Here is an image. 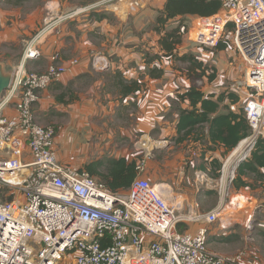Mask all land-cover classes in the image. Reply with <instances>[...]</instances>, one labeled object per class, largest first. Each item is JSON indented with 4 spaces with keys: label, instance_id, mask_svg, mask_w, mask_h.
<instances>
[{
    "label": "built area",
    "instance_id": "2783aa9c",
    "mask_svg": "<svg viewBox=\"0 0 264 264\" xmlns=\"http://www.w3.org/2000/svg\"><path fill=\"white\" fill-rule=\"evenodd\" d=\"M141 1L96 0L53 18L27 43L22 62L38 59L39 40L62 22L106 8L119 13L125 4L135 13ZM228 26L227 39L244 64V82L234 88L246 94L229 110L240 111L241 103L250 141L264 138V0H221L217 14L192 22V29L199 30L193 38L191 30L186 33L197 47L213 49ZM58 59L53 55L43 73L19 69L0 100V264L236 263L240 257L210 253L205 226L193 233L178 230L188 221L214 223L222 214L232 224L239 218L230 209L231 199L187 218L148 180L138 177L125 193H111L87 173L60 162L54 129L40 125L33 112L41 92L78 63ZM94 65L102 68L104 61L97 58ZM235 206L245 211L243 203ZM243 225L252 229L250 220Z\"/></svg>",
    "mask_w": 264,
    "mask_h": 264
},
{
    "label": "crops",
    "instance_id": "0c3cea01",
    "mask_svg": "<svg viewBox=\"0 0 264 264\" xmlns=\"http://www.w3.org/2000/svg\"><path fill=\"white\" fill-rule=\"evenodd\" d=\"M66 1L47 0L44 9L48 14L56 15L88 5L70 6ZM165 3L166 0H142L135 13H130L125 4L120 6L119 13L106 8L79 14L69 23L58 26L56 31L45 34L38 42L39 61L36 59L26 62H29L30 67H38L41 73L45 72L53 55L64 54L66 51L69 53L68 60L78 62L59 81L41 92L40 99L34 106L35 109L33 108L35 119L40 112H47L44 116L51 112L52 116L66 118V131L71 138L67 147H75L78 142H82L81 150L76 153L72 150L70 159L72 164L81 163L83 167L76 168L68 163L69 166L81 170L97 159L125 158L128 161L135 160L141 166V177L144 168L149 171L162 163L163 168H169V172L158 180L153 179L152 185L158 183L165 199L169 195L179 197L181 203L176 205L179 208L186 205L188 213L194 214L196 208H200V201L210 197V191L218 192L217 179L213 178L214 169L209 163L213 158L223 162V149L216 147L214 152L204 153L200 146L184 142L178 144L182 145V152L167 160L172 147H161V144L168 139L173 140L176 135L178 110L188 107L186 103H177L174 96L189 87L184 85L182 88V74L176 70L162 66L164 75L155 80L145 75V61L139 67L140 59L150 47L158 52V37L152 27L155 26L156 17L163 11ZM11 9L14 7L6 5L0 11ZM4 17L0 15L3 21ZM185 18L192 23L198 17ZM176 21H170L168 26L174 28ZM144 48L145 52L142 51ZM179 50H182V45ZM97 58L104 61L102 68L94 65ZM68 60L63 61L60 56L58 59L59 62ZM0 64L6 71L5 64ZM139 76H144L143 88L123 97L116 81H131ZM80 84L84 85L82 90L74 92L73 87ZM67 91L74 93L69 96ZM201 91L206 96L218 95L203 89ZM172 105L176 106L175 110H172ZM221 112L224 111L220 108L219 113ZM253 152L254 150L241 163L239 178L244 185L237 189L230 184L227 197L232 200L230 209L239 218L235 223L245 229L244 222L250 220L252 231L264 232V159L257 158L260 163L255 162L252 160ZM255 154L259 156L261 152L255 151ZM160 156H163V160ZM148 179L152 180L150 177ZM214 202L210 211L220 204L219 200ZM239 203L244 204L245 211L236 210L235 205ZM201 214L198 212L196 215ZM193 223L195 225L186 232L193 233L208 225L204 221ZM182 226H188V223L181 224L180 227Z\"/></svg>",
    "mask_w": 264,
    "mask_h": 264
},
{
    "label": "rangeland",
    "instance_id": "374dc122",
    "mask_svg": "<svg viewBox=\"0 0 264 264\" xmlns=\"http://www.w3.org/2000/svg\"><path fill=\"white\" fill-rule=\"evenodd\" d=\"M46 1L47 0H25L19 6L11 5L14 7V9L0 11V15L5 16V21L0 19V62L5 64V72L12 74L14 77L15 73L19 69H23L27 73L42 72L38 67H30L28 65L29 62H22V56L25 47L27 43L37 34V32L40 31L49 21H51L53 18H57L58 16L71 12V10H68L65 13L63 12L56 15H50L48 14V11L44 9ZM83 1L84 0H67L66 3L70 6H74L81 5ZM6 5L10 4H7L4 0H0V8L6 7ZM69 21L70 20L64 21L61 24L63 25L65 23H69ZM183 25L188 31L191 30L192 38L199 31L195 30L196 28L192 29L191 21L186 18L183 21ZM168 27L170 28V25ZM228 36V33H226L224 40H227ZM153 49L155 48L150 47V49L147 51L145 48L142 49V51H146V53L140 59L139 67H142V63L144 61L154 60L151 63V66H164L165 69L176 70L182 74V88L184 85L189 86L190 82L187 78L188 76L186 72L188 64L177 60H167L165 57L158 54L156 49ZM187 53L194 55L207 67L208 70L209 68H212L215 69L217 73L216 79L212 83H208L206 80H195L193 83L196 86L205 91H211L212 93H216L218 95L222 93H234L235 90L237 92H235V94L238 95V97H245L246 94L242 89L237 90L234 88L239 83L244 82V64L238 53L232 47H229L228 50L224 52H218L214 49H203L197 47L191 40H189V37L186 33L183 37L182 50H179V54ZM68 55L69 53L66 51L64 54L60 53L59 56L61 60L66 61L69 59L67 57ZM39 57L36 61H39ZM155 57H157V59H155ZM132 64L133 67H136L134 63ZM208 73H211L210 70ZM82 87H84L82 84L78 85L77 87H73V91L80 92ZM74 92L67 91V94H70L69 96H71V94ZM175 107V105H172V110H175ZM239 110L242 112L241 103L239 104ZM45 113L47 112L38 113L40 115H36V120L39 124L43 126H51L54 129L56 138V152L60 162L62 164L67 163V165L69 163V165L71 164L76 168L83 167V164L81 163H71L72 159H70V156H72V150H74V153L80 151L82 142H78L75 147H67V143L71 140V138L66 131V126L68 125L65 121L66 118L61 116H52L51 112H48V114L44 116ZM247 140L250 141V137ZM166 146L170 148L172 147L167 160L173 159L174 155L182 152L183 148L182 145L175 144L172 139H168L166 143L161 144L163 149ZM231 153H229V156L223 160V165L230 157ZM160 158L163 160V156H160ZM168 170L169 168H163L161 163L149 171L144 168L141 172V177H139L148 180L151 184H153V182H151L153 179L158 180L164 177L165 173L168 174ZM233 175L232 177H234ZM148 177H150L152 180H149ZM230 178L231 177H229V179ZM228 180L225 184H223V178L221 176L217 180L218 197L216 199L209 197L207 200L200 201V208H196V213L192 212L194 214H190L191 212L188 213V208L186 205L182 204L183 206L179 208L176 204L181 202H179V197L175 195H169L168 199H166V203L176 209L179 208L178 214L186 217H192L198 214V212L202 214L207 213L208 211L210 212L214 206V201L219 200V203L223 201H229V198L226 195V185ZM155 184L157 185L158 183ZM122 193H125V191ZM235 222L229 224L226 215L222 214L215 223L205 226L208 233V250L210 253L220 256L224 259L240 257L239 260L233 264H264V237L261 235V232L257 230L252 231L243 229L240 224ZM186 223H188V226L179 227L178 230L184 232L189 227L195 225L190 221Z\"/></svg>",
    "mask_w": 264,
    "mask_h": 264
},
{
    "label": "trees",
    "instance_id": "16d2710c",
    "mask_svg": "<svg viewBox=\"0 0 264 264\" xmlns=\"http://www.w3.org/2000/svg\"><path fill=\"white\" fill-rule=\"evenodd\" d=\"M4 1L7 4L19 6L25 0ZM95 1L84 0L81 4L86 5ZM220 9L221 0H166L163 11L156 17L152 31L158 37L156 47L161 56L170 61L177 60L188 64L186 72L190 85L182 93H177L174 96L177 103H186L188 105L187 109L178 110L175 127L176 135L173 138L174 143L178 145L184 142H191L200 146L204 153L214 152L216 147H221L223 149L221 159L224 160L241 141L248 139L252 135L243 113L229 110V105L237 103L239 97L235 92L222 93L217 96L214 94L204 95L201 88L193 82L195 80H206L208 83H212L217 76L215 69L209 68L211 73H208L207 67L194 55L190 53L179 54L183 37L187 32L186 27L183 25L185 17H210L217 14ZM172 20H177V24L174 28L168 29V24ZM230 31L231 26H228L225 34ZM229 47H232L231 42L228 39L224 40L223 37L217 47L213 49L218 52H224ZM203 49L208 50V48ZM153 61L144 62L146 66L145 75L150 79H160L164 75V71L161 67L151 66ZM143 77L139 76L138 79L131 81L118 79L116 83L121 95L125 97L140 91L144 86ZM220 108L224 112L219 113ZM252 150H254L252 160L257 162V158L264 159V138L258 136ZM255 151L261 152V154L257 156ZM257 163H260L259 160ZM209 165L214 169L213 178L218 180L221 176L223 162L213 158ZM241 165L234 171V178L231 182V186L237 189L244 185L239 178ZM137 166L138 164L135 160L128 161L125 158L97 159L85 165L80 171L87 173L103 184L109 192L119 193L126 192L134 180L139 177L140 172ZM248 169L251 170L249 167ZM208 194L214 199L218 197L216 191H210ZM261 235L264 237V232H261Z\"/></svg>",
    "mask_w": 264,
    "mask_h": 264
},
{
    "label": "water",
    "instance_id": "95a60500",
    "mask_svg": "<svg viewBox=\"0 0 264 264\" xmlns=\"http://www.w3.org/2000/svg\"><path fill=\"white\" fill-rule=\"evenodd\" d=\"M12 74L10 73H6L3 69V66L0 64V100L3 96V94L10 88L11 84H12ZM255 139H252L249 144L248 147L241 153V155L236 159L235 163H234V167H233V172L236 170V167H238L242 162L245 161V159L247 158V156L250 154V152L252 151V148L254 146L255 143ZM241 143V142H240ZM239 143V144H240ZM238 144V145H239ZM237 145V146H238ZM224 166V165H223ZM223 166L221 169V173L223 172ZM230 185V184H229Z\"/></svg>",
    "mask_w": 264,
    "mask_h": 264
},
{
    "label": "bare ground",
    "instance_id": "6f19581e",
    "mask_svg": "<svg viewBox=\"0 0 264 264\" xmlns=\"http://www.w3.org/2000/svg\"><path fill=\"white\" fill-rule=\"evenodd\" d=\"M250 141H242L231 153L230 157L225 161L223 166L222 178L223 184L232 176L233 167L236 159L241 155V153L248 147ZM224 186V185H223Z\"/></svg>",
    "mask_w": 264,
    "mask_h": 264
}]
</instances>
